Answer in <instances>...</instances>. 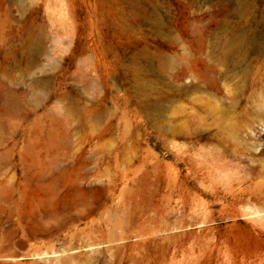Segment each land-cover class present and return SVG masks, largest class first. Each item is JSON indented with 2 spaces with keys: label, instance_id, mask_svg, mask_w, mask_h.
Here are the masks:
<instances>
[{
  "label": "rangeland",
  "instance_id": "1",
  "mask_svg": "<svg viewBox=\"0 0 264 264\" xmlns=\"http://www.w3.org/2000/svg\"><path fill=\"white\" fill-rule=\"evenodd\" d=\"M263 70L264 0H0V264H252L264 238L191 166L255 118Z\"/></svg>",
  "mask_w": 264,
  "mask_h": 264
},
{
  "label": "bare ground",
  "instance_id": "2",
  "mask_svg": "<svg viewBox=\"0 0 264 264\" xmlns=\"http://www.w3.org/2000/svg\"><path fill=\"white\" fill-rule=\"evenodd\" d=\"M230 44L224 51L226 63L233 69L240 68L248 53L244 48V40L230 39ZM186 54L192 56L189 52ZM194 64L186 65L182 71L174 72V95L178 94L177 83L185 73L188 74L185 76L190 78L193 87L201 89L199 83L195 81L197 72ZM203 78L205 85L209 87L212 84L211 78L207 74ZM249 98L251 97H247L245 100L247 103L250 101ZM257 98L253 104L255 118L226 122L223 126L226 133L223 139L208 135L200 136L194 141L198 145L194 152L198 161L191 166V170L194 179L198 177L199 183L203 187L199 190V194L210 197L212 203H218L231 210H239L242 219L251 222L246 226L248 232L256 238H264V97ZM183 138L186 140L183 142L184 147L186 146L182 150L183 159L185 164H191L193 162L192 148L189 145L191 136L185 134ZM176 140L175 136L173 146L177 157L176 153L180 146ZM174 175L173 194L179 199L182 196L181 191L185 187L179 181L177 168H175ZM78 201L82 203L84 201L82 206H87L84 197L79 198ZM62 212L64 209L56 213L51 212V214H61ZM65 218L67 215L63 214V219ZM72 250L74 248L61 250L59 252L61 255H57L55 259L59 260L62 256L71 258ZM252 264H264V250L257 253Z\"/></svg>",
  "mask_w": 264,
  "mask_h": 264
}]
</instances>
